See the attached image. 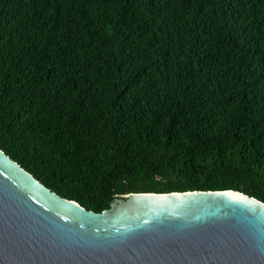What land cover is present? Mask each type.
Returning <instances> with one entry per match:
<instances>
[{"label": "trees", "instance_id": "trees-1", "mask_svg": "<svg viewBox=\"0 0 264 264\" xmlns=\"http://www.w3.org/2000/svg\"><path fill=\"white\" fill-rule=\"evenodd\" d=\"M0 150L96 213L264 203V0H0Z\"/></svg>", "mask_w": 264, "mask_h": 264}, {"label": "water", "instance_id": "water-1", "mask_svg": "<svg viewBox=\"0 0 264 264\" xmlns=\"http://www.w3.org/2000/svg\"><path fill=\"white\" fill-rule=\"evenodd\" d=\"M0 264H264V203L242 193H131L100 213L0 150Z\"/></svg>", "mask_w": 264, "mask_h": 264}]
</instances>
